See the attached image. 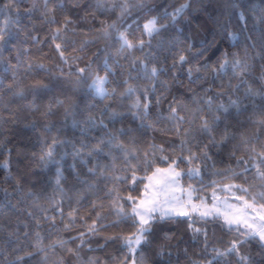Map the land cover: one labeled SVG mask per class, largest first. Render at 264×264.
<instances>
[{
    "label": "snow or ice",
    "instance_id": "snow-or-ice-1",
    "mask_svg": "<svg viewBox=\"0 0 264 264\" xmlns=\"http://www.w3.org/2000/svg\"><path fill=\"white\" fill-rule=\"evenodd\" d=\"M0 15H4L0 71L5 74L0 77V101L6 112L18 104L46 121L37 139L39 154L33 151L29 155L27 142L31 138L21 133L15 176L13 149L8 147L11 141L7 136L0 139V150L7 151L0 168L7 173L4 182L12 186L11 193L4 189V210L11 215L26 212L36 221L37 229L32 232L24 224L21 234L18 224L16 230L8 231L0 248V264H179L178 259L173 261L170 250L174 247L171 241L182 238L177 233L190 232L193 242L203 236V254H207L210 226L226 228L234 233L233 239L223 250L212 248L211 258L189 259L188 264H264V0L259 4L254 0H183L179 4L164 0H43L40 4L34 0L23 12L19 0H6ZM22 15L28 17L31 28L21 26ZM37 20L48 27L58 62L47 66L29 60L21 74L23 57L31 55V49L22 46L31 43L42 53L43 45L49 43L47 37L41 41L32 35ZM9 25H15L16 31H10ZM99 42L104 47L91 52L90 45ZM13 48L15 63L11 55L5 61L3 54ZM112 48L126 60L132 57L130 67L137 75L129 74L122 81L112 79L114 86L109 91V78L116 76L109 68ZM145 49L149 51L145 53ZM137 51L144 55L135 57ZM254 51L256 55H252ZM101 52L105 53L102 64ZM168 53H173L170 67ZM43 58L52 59L47 55ZM257 59L261 86L253 88ZM185 65L188 84L198 85L199 92L192 90L191 97L172 95L168 101L173 85L184 87L181 73ZM161 75L169 79L161 80ZM133 80L145 83H130ZM214 87L220 91L213 94ZM242 87L243 98L237 95ZM90 100L109 101L98 109L99 119ZM126 100L131 103L125 104ZM164 102L168 103L166 117L159 112ZM153 107L157 108L155 119ZM85 111L87 118L77 120ZM10 115L13 121L17 119L15 113ZM57 115L63 120L51 119ZM69 120L85 140L90 132L97 135L90 142L79 141V147L73 141L60 140ZM163 120L175 122V127H156ZM26 127L34 132L37 129L35 122ZM157 131L183 133L179 156L166 154L165 147L155 143L147 150L141 147L149 132ZM68 144L73 149L70 167L74 172L77 159L85 166L92 165L87 174L94 183L83 181L87 191L76 200L81 205L92 198L83 216L76 207L65 217L62 206V161L68 153L58 160L56 148ZM225 154L235 165L217 169L216 158L222 160ZM35 161L43 170L56 166L55 184L61 198L59 203L49 198V207L44 208L39 194L28 192L32 199L28 210L25 199L16 197L24 191L22 173ZM161 162L166 167L158 166ZM141 166L144 176L138 178ZM33 176L31 187L43 189V178L37 173ZM206 176L213 179L204 183ZM185 178L198 181L200 187L193 183L185 186ZM105 200L110 203L106 205ZM38 212L44 216L39 217ZM41 221L49 223V231L57 234L46 246L39 230ZM109 229L117 231L109 234ZM73 231L76 234L67 238L59 235ZM117 243V252L122 255H90ZM184 254L188 256L187 248Z\"/></svg>",
    "mask_w": 264,
    "mask_h": 264
},
{
    "label": "trees",
    "instance_id": "trees-1",
    "mask_svg": "<svg viewBox=\"0 0 264 264\" xmlns=\"http://www.w3.org/2000/svg\"><path fill=\"white\" fill-rule=\"evenodd\" d=\"M6 2V0H0V7H2L3 3ZM21 4V11L23 12V9L25 7L31 6V4L34 2V0H19ZM36 2L42 4L43 0H36ZM57 3H65L67 0H56ZM165 3L167 4H179L183 2V0H164ZM255 3L259 4L260 0H254ZM61 17H58V19ZM36 26V31H33L32 35L36 36L38 35L43 41L46 37L49 40L48 44L43 45V52L38 53L36 50V46H33L31 43L27 45H23L22 47L30 48L31 49V55L30 56H25L23 57V64L20 67V72L23 74L24 69L27 67L29 60L31 62L36 63H44L47 66H51L52 63L58 62V54L55 53L54 51V46L51 45V33L48 30V27L46 25H41L40 21L37 20L34 22ZM23 25H28L29 28H31V25H29V20L27 16L21 17V26ZM4 27V15H0V28ZM9 30L12 32L16 31V26L15 25H9ZM138 35V33L136 34ZM147 39V37H145ZM104 43L99 42L95 45H90L91 52H96L98 48H103ZM235 50V49H233ZM148 49H145V53L148 52ZM69 54H71V50H69ZM9 55L13 57L12 63H15V56H16V50L15 48L12 49L11 53L5 52L3 54V58L5 61L8 60ZM47 55L49 57H52V59H44L43 56ZM144 53H141L137 51L135 53V57L139 58L142 57ZM173 53H168L169 59L167 61V66H171L172 63V57ZM252 55H256L255 51L252 52ZM105 58V53L101 52L100 54V63L102 64L103 60ZM132 57H129V59H124L123 56H118L116 54V49L112 48L109 50V68L116 73L115 77H110L109 78V84H108V89L111 91L113 88V84L111 83L112 79H117V80H124L128 77L129 74H131L132 77H136L137 73L136 71L132 70L130 67ZM215 59V57H213ZM117 61L119 66H117ZM195 63V62H193ZM256 72L254 73V76L257 77L255 80V83H252L253 88H259L261 86V82L259 81V65L260 61L257 59L256 60ZM164 66V65H161ZM188 68V65L184 66V71L181 73V78L183 79L184 87L177 89L175 85L172 87V94L168 95L167 100L171 101L172 95L180 96L181 93H183L185 96L191 97L192 95V90H195L199 92V86L196 84H188L187 76H186V70ZM65 70H67V66H65ZM100 74L103 75L104 71L101 68ZM5 74L0 71V77H3ZM43 75V73H41ZM7 76L10 78L11 77V72L7 74ZM161 80H167L169 79L168 75H161L160 76ZM5 84H7L9 81L6 79ZM130 83H139L143 85L145 82L144 81H130ZM220 81H217V84H219ZM224 83L227 84L228 80L225 78ZM233 84H236L237 81L233 80ZM207 87V85L205 86ZM217 91H220L218 88H213V94H215ZM162 94V90L158 86L157 90V95ZM241 98H243L244 95V87L241 88L240 92L237 94ZM235 98V97H233ZM135 99V97H133ZM224 101L227 102L228 97L225 96L223 97ZM109 101H94L90 100L88 103L90 104H95L96 107L93 109V112L96 114V118L99 119V112L98 109L103 106L104 103H108ZM155 102V97H153V103ZM219 102V101H217ZM130 100H126L125 104H130ZM250 103V101H249ZM159 112L161 116L166 117L168 115V103L164 102L159 109ZM10 113H15L17 119L13 121L11 119ZM157 113V108L153 107L151 115L153 119H155ZM183 114V113H182ZM89 113L87 111L83 112L82 115H78L76 117L77 120L83 121L84 119L87 118ZM4 119H8V123L4 124L3 121ZM53 121H62L63 116L62 115H57L51 118ZM131 117L129 116V120ZM35 122L37 125V129L34 132L31 128L26 127V125H29L30 123ZM46 123V121L40 116L39 113H33L27 110H24L21 105L18 104H13L10 106L9 112H6L4 110V105L3 102L0 101V139H3L5 136L11 141L10 144H8L9 148H12V174L15 176L17 167H16V149L19 147L21 143V133L23 137H30V141L27 142V148L29 151V155H31V152H36L39 154L40 152V145L37 143V139L40 136V133L43 130V126ZM138 123V122H137ZM121 125L117 124L116 127H120ZM127 126V122L126 125ZM158 128H169L172 129L175 127V122L172 121H167L163 120L161 123L156 125ZM184 127L186 128L187 125L185 124ZM97 135L95 132H90L87 134V139L85 140L84 137L81 136L80 134V129L79 128H73L72 127V121L69 120L66 131L61 133L59 136L60 140H70L76 143V146L79 147V141L84 140V142H90L92 140V137ZM183 139V133L181 132L180 134H177L175 131H170L166 133H161L159 131L152 133L149 132V134L144 138V141L141 144V147L144 150L148 149V146L151 143H155L157 145H163L166 150V154H173L175 152V155L179 156L180 155V142ZM51 142V139L49 138V143ZM72 146L71 144L68 145H58L56 148V153L57 156L56 158L59 160L61 156H64L65 153H68V155L65 157V159L62 161V168H63V175H64V180L62 181L61 187L64 189L63 192V208H64V213L65 217H67L68 212L72 208L79 207L80 212L79 215L83 216L87 214L88 211V205L90 203V200L92 199L89 197V200H85L83 204L77 205L76 200L78 199L79 196H82L85 194L87 191L86 185H84L82 182L87 180L89 183H94V180L87 174V169L88 167H91V164H88L87 166L83 165L80 163L79 159L75 161L76 164V172L81 173V175L77 176L76 172L72 170L70 167L73 163V157L71 155L72 153ZM186 154V153H185ZM159 153L157 154V159H159ZM141 156H143V152L141 153ZM7 157V151L6 150H0V161L5 159ZM102 163H110V161H101ZM211 161H209V164L211 165ZM235 165V160H229L227 155L225 154L221 160V158H216V168L217 169H225L228 167H232ZM160 167H165L166 165L163 164L162 162L158 165ZM182 168H187L186 164H181ZM33 173L39 174L43 178L44 185L43 189L40 186H37L35 188L31 187V184L35 177L33 176ZM7 173L5 172L4 169L0 168V248L3 247V238L6 236L8 231H13L16 230L17 225L19 224V230L21 234L23 233L24 229V224H28L30 226V231L35 232L37 229L35 227L36 221L30 219L26 212L24 213H17L16 215H11V214H6L4 210V203H5V193L4 189H7L8 192H12V186L4 182V177ZM119 175H124L125 173L119 172ZM22 175L24 176V191L20 194L17 195L16 198L23 197L25 199V205L24 207L27 208L28 210H31L29 206L32 204V199H29L27 197L28 192H33L36 194H39L40 200L39 203L42 205L44 208L49 207V198L54 199L57 203H59L61 194L58 191L55 180H56V166L52 165L49 166L47 170H43V166L38 162H32L30 167L27 168ZM129 176V181L131 177V173L127 174ZM137 177H142L144 176V170L143 166H141L140 170L136 173ZM210 179L206 176L204 183H209ZM183 183L185 186H187L188 183H193L196 187H200V184L198 181H189L187 178L184 179ZM125 187L130 186L129 184L124 185ZM140 189L143 188V184H140L138 186ZM208 195L209 199L211 198V189H208ZM124 195H127V192L125 191ZM203 195V193H201ZM34 199V198H33ZM13 202H15V198L13 199ZM104 203L108 205L110 201L105 200ZM107 214V212L105 213ZM48 215H52V212L49 211ZM39 217H43L44 213L43 212H38ZM113 217H110V219ZM42 227L40 230L41 235L44 237V245H48L49 243L52 242V240L57 238L56 233H51L49 231V223L43 222ZM79 226V221L77 222V227ZM199 226V225H198ZM62 227V225H60ZM186 227V225H185ZM113 231V229H109V234ZM127 231V230H125ZM75 231L73 232H61L59 233L60 236H63L64 238H67L70 235H75ZM178 237H182L179 240H172L171 243L174 245L170 250L172 252V259L175 262L177 259L179 260V264H188L189 259H198L201 261H204L208 258H211L212 254V248H219L223 250L225 247L228 246L229 242L233 239L234 233L228 232L226 228L221 229L219 226L216 228H212L211 226L209 227L208 230V249H207V254L204 253V239L203 236H201L197 241L193 242L192 240V234L190 232L186 233H177ZM178 243V248L175 247ZM119 248V243L116 245L109 246L108 249H106L104 252H96V253H90V255H98L101 258H103L105 255H122L121 253L117 252V249ZM185 248L188 249V256L186 257L184 254ZM2 258V257H0ZM55 259V257H54ZM234 259V258H233Z\"/></svg>",
    "mask_w": 264,
    "mask_h": 264
},
{
    "label": "rangeland",
    "instance_id": "rangeland-1",
    "mask_svg": "<svg viewBox=\"0 0 264 264\" xmlns=\"http://www.w3.org/2000/svg\"><path fill=\"white\" fill-rule=\"evenodd\" d=\"M166 167V166H165ZM220 195H226V194H220ZM211 199V198H210Z\"/></svg>",
    "mask_w": 264,
    "mask_h": 264
}]
</instances>
